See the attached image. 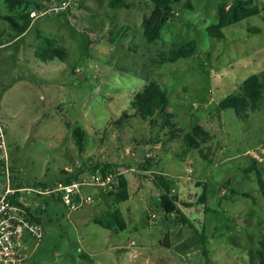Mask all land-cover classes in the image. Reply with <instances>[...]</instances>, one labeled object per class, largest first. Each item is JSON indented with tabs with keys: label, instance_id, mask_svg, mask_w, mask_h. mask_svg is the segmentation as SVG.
<instances>
[{
	"label": "rangeland",
	"instance_id": "1",
	"mask_svg": "<svg viewBox=\"0 0 264 264\" xmlns=\"http://www.w3.org/2000/svg\"><path fill=\"white\" fill-rule=\"evenodd\" d=\"M233 1L180 0L161 38L148 42L143 21L154 9L151 0L121 7L76 0L71 10L39 19L25 38L0 49V118L20 184L52 185L69 174L87 175L96 163L143 177L123 202L117 201L119 188L98 187L88 189L94 202L77 210L52 206L54 217L43 220V238L24 264H264V97L242 114L218 111L222 99L242 93L249 75L264 80V0H252L258 15L224 28V38L211 37L206 28L219 21V4L228 8ZM35 5L0 0L2 43L17 37L5 16L25 23ZM190 40L198 42L193 56L166 60ZM53 46L65 48L66 58L43 60L39 52ZM151 81L167 90L181 129L170 141L159 114L151 122L133 107L135 93ZM196 124L212 134L201 140L208 159L184 140ZM78 126L82 146L74 134ZM148 157L150 169L175 179L169 196L190 223L179 222L176 211L166 213L152 181L156 172L141 167ZM2 181L0 174V188ZM116 209L126 228L117 223ZM203 225L207 255L195 230Z\"/></svg>",
	"mask_w": 264,
	"mask_h": 264
},
{
	"label": "trees",
	"instance_id": "2",
	"mask_svg": "<svg viewBox=\"0 0 264 264\" xmlns=\"http://www.w3.org/2000/svg\"><path fill=\"white\" fill-rule=\"evenodd\" d=\"M16 3H30L35 2V6H40L43 2H37L34 0H13ZM30 1V2H29ZM45 1V0H42ZM128 0H111V5L113 7H121L127 5ZM154 4V9L149 17L144 18L143 27L144 35L148 42H153L161 38L163 26L172 21L176 17L174 6L180 0H151ZM30 11H28L25 16L27 20L25 23L18 22L12 16H5L10 20L11 24L14 26L17 32V36L24 34L29 26L31 25ZM219 21L215 24L207 26V32L211 37L214 38H224L225 32L224 28L238 23L251 16L258 15L260 9L253 5L252 0H234L232 4L227 8L226 2L220 3L218 7ZM25 35V34H24ZM0 44H2L0 40ZM198 47L197 40H190L176 48L170 50L169 55L166 57L167 61L175 62L181 58H189L193 56ZM65 48L62 47H48L44 52H39L40 57L43 60H50L55 57H60L64 59ZM264 80L260 78L256 73L249 75L243 82V91L241 94H231L222 99L218 104V111L233 108L237 114L244 113L248 108L256 109L259 107L261 100L264 97L263 93ZM169 99L167 96V90L163 88L156 81H151L144 88L135 93L133 100V107L136 109V114L140 115L144 119H150L151 122L154 120V116L159 114L161 121L160 126L167 129V139L170 141L180 133L181 129L178 128L176 123L173 121L174 114L169 110ZM127 114H125L126 116ZM74 134L77 138V143L82 146L84 141V131L78 126L74 128ZM212 136V134L201 124L194 125L190 131L184 134V140L190 149H197L203 157L208 159V155L204 153L201 147V140H207ZM152 158H146L145 162L141 165L145 170H150L152 166ZM113 165L109 163L105 164H92L90 170L102 172H107ZM83 176L82 172L76 173L74 175H69L67 178L63 179L64 182H70L74 179H78ZM152 181L161 191V203L165 208L166 213L169 215L172 212H177V219L181 223H190L188 216L182 211V209L173 201L172 197L169 196L172 193V188H174L175 179L162 172H156ZM261 184V189L264 193V182L259 179ZM37 184V183H36ZM39 184L46 185L39 182ZM17 185H22L20 182ZM204 187H207L206 184ZM209 187V186H208ZM206 188L200 196V201H206ZM116 197L118 202L126 201L130 198V192L128 188V183L125 176L120 177L119 189L116 191ZM205 209L209 207L205 206ZM210 210V209H209ZM45 211V210H44ZM40 211L39 213H41ZM119 209L114 211V216L117 219V223L123 229L127 227L126 222L118 215ZM39 222H42L41 215L37 217ZM95 222L101 223V220H95ZM195 230L199 236L198 243L202 246L204 255H207V235L206 227L203 225L200 229L195 227ZM264 250V238L260 241ZM259 254L263 256V251L259 250ZM263 261V259H262Z\"/></svg>",
	"mask_w": 264,
	"mask_h": 264
},
{
	"label": "built area",
	"instance_id": "3",
	"mask_svg": "<svg viewBox=\"0 0 264 264\" xmlns=\"http://www.w3.org/2000/svg\"><path fill=\"white\" fill-rule=\"evenodd\" d=\"M75 3L76 0H45L30 10L31 24L45 16L65 13ZM118 170L91 171L70 182L59 181L52 185H17L19 182L10 163L5 125L0 118V174L3 177L0 188V264H24L33 244L37 245L42 240L44 226L37 220L41 215L38 210H46L50 201L63 203L68 210L93 203L94 195L87 190L119 188L120 177L129 169L123 167ZM175 191L176 188H172V192ZM151 215L156 216L155 213Z\"/></svg>",
	"mask_w": 264,
	"mask_h": 264
},
{
	"label": "crops",
	"instance_id": "4",
	"mask_svg": "<svg viewBox=\"0 0 264 264\" xmlns=\"http://www.w3.org/2000/svg\"><path fill=\"white\" fill-rule=\"evenodd\" d=\"M27 32V31H26ZM25 32V33H26ZM24 33V34H25ZM22 34V35H20V36H17V37H15V39H13L12 41H9V42H4V43H2V44H0V49L3 47V46H5V45H7V44H10V43H12L13 41H15V40H17V39H19L20 37H21V39L22 38H25L27 35L25 34ZM24 35V36H23ZM23 36V37H22ZM150 173V172H162V173H164V174H167V175H170V174H168V172H166L164 169H150V170H147L146 171V173ZM70 175V174H69ZM124 176H125V178H126V180H127V183H128V188H129V192H130V197L132 196V191L135 193V192H137V190H139L141 187H142V181H141V178H143L142 176H140V175H137V176H135V174H133V172H127L126 174H124ZM171 176V175H170ZM61 180H63L64 179V177L63 178H60ZM60 179H58L57 181H60ZM138 179V180H137ZM57 181H55L56 183H57ZM55 182H53V183H48V184H55ZM45 184H47V183H45ZM135 184H137L138 186H136ZM137 187V188H134L133 190L131 189V187ZM88 191V190H87ZM104 190H102V192L99 194L100 196L102 195H104ZM100 197V199H102L103 197ZM57 205H60L59 204V202H55V201H50V203H49V205H48V208L44 211V210H38V212H40V211H42L41 212V220H42V224H43V220L44 219H46V218H48V219H53V213H55L56 212V209H54V208H51L52 206H57ZM66 207V206H65ZM69 211H71V210H69Z\"/></svg>",
	"mask_w": 264,
	"mask_h": 264
},
{
	"label": "water",
	"instance_id": "5",
	"mask_svg": "<svg viewBox=\"0 0 264 264\" xmlns=\"http://www.w3.org/2000/svg\"><path fill=\"white\" fill-rule=\"evenodd\" d=\"M242 221V220H241Z\"/></svg>",
	"mask_w": 264,
	"mask_h": 264
}]
</instances>
